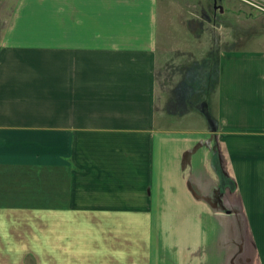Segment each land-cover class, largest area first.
<instances>
[{
    "label": "crops",
    "instance_id": "1",
    "mask_svg": "<svg viewBox=\"0 0 264 264\" xmlns=\"http://www.w3.org/2000/svg\"><path fill=\"white\" fill-rule=\"evenodd\" d=\"M153 1H14L0 194L21 203L0 207L46 213L53 247L78 230L87 255L94 240L128 264H264V45L220 51L204 123L174 128L195 103L158 108ZM256 13L239 22L264 30Z\"/></svg>",
    "mask_w": 264,
    "mask_h": 264
},
{
    "label": "rangeland",
    "instance_id": "2",
    "mask_svg": "<svg viewBox=\"0 0 264 264\" xmlns=\"http://www.w3.org/2000/svg\"><path fill=\"white\" fill-rule=\"evenodd\" d=\"M14 1L0 0V32ZM250 1L264 7V0H215L218 9L213 8L212 0L153 1L151 29L157 47L158 108L169 104L173 97L181 99L185 91L195 103V107L190 105L191 109L185 113L181 110L177 122L174 118L169 119V125L191 129L202 126L205 120L202 119L200 102L211 95L207 87L214 80L215 57L220 51L236 44L243 49L264 45V30H252L247 27L249 23L239 22L247 19L248 12H263L249 4ZM232 3L243 6L240 18L229 14L231 11L240 15L236 12L240 10L239 6ZM7 186L13 184L3 183V188ZM20 203L0 194L3 207L12 205L14 208ZM4 210L0 207V264H128L126 257L117 255L118 248L112 245L96 247L94 240L87 255L85 247L80 245L78 230L74 231L72 240L67 241L66 248L53 247L46 213Z\"/></svg>",
    "mask_w": 264,
    "mask_h": 264
},
{
    "label": "built area",
    "instance_id": "3",
    "mask_svg": "<svg viewBox=\"0 0 264 264\" xmlns=\"http://www.w3.org/2000/svg\"><path fill=\"white\" fill-rule=\"evenodd\" d=\"M249 4H251V5H253V6H255V7H257V8H259V9H261V10H263V11H264V9H263V8H261V7H258L257 5L253 4L252 2H249Z\"/></svg>",
    "mask_w": 264,
    "mask_h": 264
},
{
    "label": "flooded vegetation",
    "instance_id": "4",
    "mask_svg": "<svg viewBox=\"0 0 264 264\" xmlns=\"http://www.w3.org/2000/svg\"><path fill=\"white\" fill-rule=\"evenodd\" d=\"M215 0H212V2H213V8H216V9H218V6L215 4V2H214Z\"/></svg>",
    "mask_w": 264,
    "mask_h": 264
},
{
    "label": "water",
    "instance_id": "5",
    "mask_svg": "<svg viewBox=\"0 0 264 264\" xmlns=\"http://www.w3.org/2000/svg\"><path fill=\"white\" fill-rule=\"evenodd\" d=\"M220 9V8H219Z\"/></svg>",
    "mask_w": 264,
    "mask_h": 264
}]
</instances>
